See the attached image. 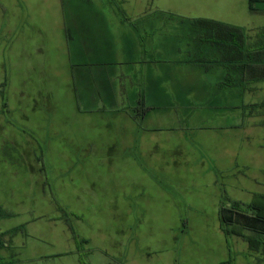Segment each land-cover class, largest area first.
Masks as SVG:
<instances>
[{
	"label": "rangeland",
	"instance_id": "1",
	"mask_svg": "<svg viewBox=\"0 0 264 264\" xmlns=\"http://www.w3.org/2000/svg\"><path fill=\"white\" fill-rule=\"evenodd\" d=\"M126 1L134 6L137 0ZM22 2L28 9L48 15L55 11L54 0ZM2 3L5 0H0V10L4 11L0 18V50H4L0 83L4 81L5 88L0 89V98L6 110L0 112V131L3 129L6 141L14 140V146L5 144V161L0 165L5 175L15 176V181L5 186L0 182V204L12 215L0 228L24 229L13 240L19 245L14 249L18 260L33 258L31 264H123L126 257L132 264H264L261 250H250L241 238L224 234L218 219L219 207H229L234 200L264 207V131L252 125L247 129L245 125L243 131L237 124L242 112L247 114L252 104L264 102L262 87L251 90L252 83L243 82L241 99L228 95L220 106L196 103L189 121L172 120V140L174 144L178 138L181 142L174 151L166 148L158 156L165 162H176L175 175L169 184L163 180L162 186H148L145 201H121L117 188L107 189L112 193L108 198L115 200L107 196L101 201L78 200L74 190L98 192L104 187L97 180L92 187V181L85 185L75 177L79 169L71 165L75 154L58 152L65 151L62 146L70 137L57 136L44 143V101L49 94L59 109L63 95L61 90L49 92L51 83L40 71L36 74L29 69L26 54L20 55L16 67L9 47L13 50L16 44L12 29L17 22L11 16L12 8ZM244 3L177 0L174 4L196 7L194 14L205 12L210 20L220 21V16L226 15L239 27L264 24V15L259 12L264 4H257L258 11L248 13ZM30 10L26 12L29 16L33 14ZM188 25L200 34L191 22ZM182 27L180 35H189ZM255 46L264 50V38ZM167 133L166 129L161 131L159 139L167 140ZM129 205L132 209L128 211ZM38 225L47 229H35ZM29 232L36 240L30 239ZM77 239L85 243L77 246ZM74 244L77 262L67 253Z\"/></svg>",
	"mask_w": 264,
	"mask_h": 264
},
{
	"label": "crops",
	"instance_id": "2",
	"mask_svg": "<svg viewBox=\"0 0 264 264\" xmlns=\"http://www.w3.org/2000/svg\"><path fill=\"white\" fill-rule=\"evenodd\" d=\"M22 1L2 3L12 8L11 16L17 22L12 29L16 44L13 50L9 47L13 61L19 67L20 55L26 54L29 69L36 74L40 71L51 83L49 92L61 90L63 95L59 109L47 95L41 137L44 143L57 136L70 137L62 146L65 151L58 152L76 155L71 165L79 168L75 177L85 185L92 181L91 186L95 187L97 180L104 187L98 192L74 190L78 200H106L111 193L107 189L117 188L121 201H145L148 186L157 187L163 180L169 184L175 175L176 162H165L158 156L166 148L174 151L181 142L179 138L175 144L172 140L175 125L172 120L189 121L191 107L196 103L220 106V101H226L228 95L241 99L243 82L252 83L251 90L261 87L264 90V50L259 51L255 46L264 38V24L239 27L226 15L220 16L218 22L242 30L246 41L255 48L250 52V59L244 60V51L227 42L218 51L199 44L195 29L188 23L208 16L205 12L194 14L196 7L177 6L174 4L177 0H137L134 6L126 0H54L52 15L30 10ZM244 1L246 12L251 13L247 0ZM29 10L33 13L31 16L26 13ZM3 15L4 11L0 10V18ZM181 26L183 33L187 29L190 34L180 35ZM217 54L219 61L215 63L213 58ZM3 57L4 50H0L2 72ZM4 88L3 81L0 89ZM3 101L1 97V113L6 110ZM263 104H252L247 114L241 113L237 124L243 131L245 125L246 129L252 125L264 131ZM165 129L167 140H161V131ZM3 133L2 129V162L5 144L14 143V140L6 141ZM30 171L34 170L30 167ZM5 173L0 165V182L4 186L12 185L15 176ZM233 202L255 205L253 201ZM0 209L9 213L2 204ZM130 209L129 205L127 210ZM10 217L0 218V223ZM12 229L19 230L1 238L0 259L6 264H31L33 258L20 261L14 254L19 245L13 240L24 229L21 226L0 228V233ZM35 229L47 228L38 225ZM29 233L30 239L36 240V235ZM75 248L74 244L67 253L77 262ZM125 258L123 264H132Z\"/></svg>",
	"mask_w": 264,
	"mask_h": 264
},
{
	"label": "trees",
	"instance_id": "3",
	"mask_svg": "<svg viewBox=\"0 0 264 264\" xmlns=\"http://www.w3.org/2000/svg\"><path fill=\"white\" fill-rule=\"evenodd\" d=\"M247 3L249 12H256L258 11L256 5L259 3L264 4V0H247ZM259 12L264 13V10H259ZM191 23L200 30V34H196L199 44L211 47L213 51H218L227 42L229 45L238 46L239 49L244 51V60L250 59L252 45L246 41V35L239 28L209 19H193ZM214 57L213 62H218V54L214 55ZM10 216L9 213L0 209V218H8ZM218 219L224 234L242 238L247 242L250 250H261L264 253V207L257 205L244 206L238 202H232L229 207H220ZM18 230L12 229L8 232L0 233V249L3 248L1 238L7 234L13 235ZM245 232L249 234H245ZM76 242L77 246L80 243H85L79 239ZM0 264L6 263L0 259Z\"/></svg>",
	"mask_w": 264,
	"mask_h": 264
}]
</instances>
